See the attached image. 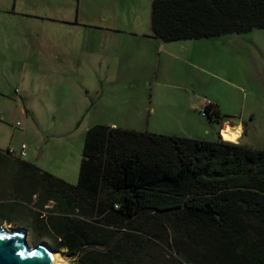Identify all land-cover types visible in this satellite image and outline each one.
Instances as JSON below:
<instances>
[{
	"label": "rangeland",
	"instance_id": "rangeland-1",
	"mask_svg": "<svg viewBox=\"0 0 264 264\" xmlns=\"http://www.w3.org/2000/svg\"><path fill=\"white\" fill-rule=\"evenodd\" d=\"M146 1L0 0V151L25 145L21 162L74 184L93 126L216 140L222 125L195 108L203 99L240 122V144L264 151V29L169 42L175 60L150 40ZM1 171L0 227L24 229L30 247L56 246L44 230L54 202L40 209L36 198L32 210L9 191L14 167Z\"/></svg>",
	"mask_w": 264,
	"mask_h": 264
},
{
	"label": "trees",
	"instance_id": "trees-1",
	"mask_svg": "<svg viewBox=\"0 0 264 264\" xmlns=\"http://www.w3.org/2000/svg\"><path fill=\"white\" fill-rule=\"evenodd\" d=\"M151 28L166 42L264 29V0H152ZM203 113L222 119L211 104ZM19 151L5 153L31 170L37 207L55 204L44 229L55 233L52 249L68 258L104 250L73 264H264L262 150L93 126L74 184L21 162Z\"/></svg>",
	"mask_w": 264,
	"mask_h": 264
},
{
	"label": "crops",
	"instance_id": "crops-1",
	"mask_svg": "<svg viewBox=\"0 0 264 264\" xmlns=\"http://www.w3.org/2000/svg\"><path fill=\"white\" fill-rule=\"evenodd\" d=\"M146 3H148V13H147V15L149 17L148 29L150 31V36L153 37V32H152V28H151V20H152V0H147ZM131 36L138 37L137 34H134V35H131ZM134 40H136V39H134ZM150 40L153 41L154 46L156 45L155 46L156 47V50L160 49L165 54L169 55V53H168V48L170 46V45H168L169 42L162 41V40L157 39V38H154V37L153 38H150ZM183 41H186V40H181L180 42H183ZM157 42H161V43H157ZM173 42H178V41H173ZM127 45L128 46H130V45L132 46L133 45V42L132 41H129V43ZM169 56L171 58H174L175 60L177 59L176 56H172V55H169ZM23 66H24V64H23ZM209 101L210 100H206V99L204 100L203 99V100L198 101L196 103V107L195 108H197L199 110L198 114H201L202 117H203V112L205 111V109L207 107V103ZM209 103L211 104V107H213L215 110H217V112L219 113V115L222 117V119L219 121V124L222 125V126H221V129L219 130V132L217 133L216 139L220 136L223 140H225L224 139V135L227 134V133H229V132L235 131V128H236L237 124H240V122H234V121L229 122L230 119H228L229 118L228 116L221 115L220 114V110L218 109V107H216L214 105V103L212 101H210ZM193 112L195 113V110ZM178 116L180 118L183 117L182 124H184V122L186 120L189 122V120H188L189 115L182 116L181 114H179ZM198 120H200V119H199V117L197 115V120L196 121H198ZM222 131H223V134L221 135ZM243 136H244V128H243V134L240 136V138H239L238 141H240L243 138ZM237 142H235V143H237ZM5 154H6L5 152L0 151V165L1 164H11L14 167V175L13 176L16 177L14 179V181H13V184H11L9 186V191L12 192V193H14L15 195L21 196V199H23L22 200V203L27 205V202H28V205L30 204L32 206V210H33V205H34V203H36L35 202L36 196H35V193L34 192H32V195H30L31 192H29L33 188V185H34V184H32L31 170L24 169L25 166L23 164H19L13 158H11V157L9 158L7 156V154L6 155ZM1 175H2V179H3L2 184L6 187V184H5V179L6 178L2 174V171L0 172V179H1ZM6 189L7 188H4V191H0V193H4L6 191Z\"/></svg>",
	"mask_w": 264,
	"mask_h": 264
},
{
	"label": "water",
	"instance_id": "water-1",
	"mask_svg": "<svg viewBox=\"0 0 264 264\" xmlns=\"http://www.w3.org/2000/svg\"><path fill=\"white\" fill-rule=\"evenodd\" d=\"M27 232L24 229H9L0 227V264H59L64 263L59 253H56L46 243H40L30 247L26 241ZM99 250V247H83L78 254L71 259L70 264L76 263L79 257L91 250Z\"/></svg>",
	"mask_w": 264,
	"mask_h": 264
},
{
	"label": "clouds",
	"instance_id": "clouds-1",
	"mask_svg": "<svg viewBox=\"0 0 264 264\" xmlns=\"http://www.w3.org/2000/svg\"><path fill=\"white\" fill-rule=\"evenodd\" d=\"M242 134H243V126L240 124H237L235 128V133L230 137V142L232 143L237 142Z\"/></svg>",
	"mask_w": 264,
	"mask_h": 264
},
{
	"label": "bare ground",
	"instance_id": "bare-ground-1",
	"mask_svg": "<svg viewBox=\"0 0 264 264\" xmlns=\"http://www.w3.org/2000/svg\"><path fill=\"white\" fill-rule=\"evenodd\" d=\"M235 133V131L229 132L227 134L224 135V141H230V137ZM56 254V252H55Z\"/></svg>",
	"mask_w": 264,
	"mask_h": 264
},
{
	"label": "built area",
	"instance_id": "built-area-1",
	"mask_svg": "<svg viewBox=\"0 0 264 264\" xmlns=\"http://www.w3.org/2000/svg\"><path fill=\"white\" fill-rule=\"evenodd\" d=\"M208 105H210L209 102L207 103V106ZM203 116H204V113H203ZM21 150H22V154H24V151H25V146L24 145L21 146Z\"/></svg>",
	"mask_w": 264,
	"mask_h": 264
}]
</instances>
